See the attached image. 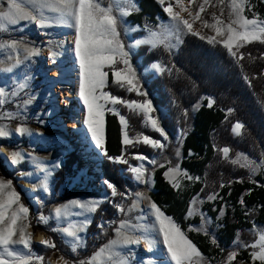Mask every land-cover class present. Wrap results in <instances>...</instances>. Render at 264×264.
Instances as JSON below:
<instances>
[{"label": "snow or ice", "instance_id": "snow-or-ice-1", "mask_svg": "<svg viewBox=\"0 0 264 264\" xmlns=\"http://www.w3.org/2000/svg\"><path fill=\"white\" fill-rule=\"evenodd\" d=\"M157 2L163 6V11L170 18V23L161 26L158 30L146 27L147 36L135 41L134 45L129 46H126L121 41L119 28L123 23V18L130 15L133 10H137L132 0H107V3H105V0H3V3H0V32H7L21 22L34 23L42 29L57 24L67 26L73 30V51L78 65L79 77L78 94L86 109L83 123L87 126L88 133H90V143L103 156L115 163L128 164V160L125 159L123 151L120 156L112 157L108 155L105 148L104 114L106 104H111L113 107L107 110L119 117L122 133L121 143L125 150L128 147H134L136 143L142 142L152 148L163 151L166 143L142 133L137 134L135 137H130L128 134V121L115 107L118 104L124 105L130 112L142 113L145 126L159 133L163 141L168 140L165 130L161 127L159 118L152 115L155 109L150 100L145 99L142 102L136 100L128 101L104 91L108 86L109 72H111L112 83L117 87L126 88L128 92L135 91L140 96L147 95L141 89L136 69L131 62L133 47L147 45L151 49H155L162 46L165 50L170 51L181 42L180 35L186 30L188 33L198 36L201 40H207L210 45H222L239 65L240 61L244 59L243 53H240L239 56L237 55L241 47L254 41L264 44V19H260L255 13H253L252 18L244 15L247 0H230L227 5L229 8L227 22L221 19L224 16L225 0H216V3L221 6L220 15L217 16L215 12L211 14L213 23L201 18V13L206 11V6L210 4V0H203V3L198 5L195 15L185 6L184 0H175L179 11L173 10L172 3L164 6L166 0H157ZM194 2L195 0H188L189 5ZM249 11H251V6H249ZM183 12H187L193 22L200 20L203 27L213 29L215 36L205 37L199 31L194 30L193 23L181 15ZM138 29L139 26L134 30ZM217 37H222V39H217ZM49 44L59 47L53 40H49ZM5 48L15 53L14 57L12 55L8 56V60H14L13 63L5 68V71L9 72L19 67L22 63L21 53H23V60L25 61L32 60L40 55L39 48L29 46L23 41L0 42V49ZM58 55H60L58 51L53 50V48L49 49V56L53 62H55ZM248 57L255 59L251 56V53L248 54ZM260 59H264V54H261ZM118 65H122V67H118ZM152 67L159 73H163L166 70L159 63L154 64ZM261 75H264V73H261ZM255 78L253 77V79ZM244 79L251 87L252 84L249 77L245 75ZM26 86V83L19 85L21 90ZM7 95L5 90L0 88V106L6 103L5 97ZM11 95L16 96L18 93L13 92ZM24 103L25 105L31 103V99L26 100ZM213 103L214 101L209 98L208 107H212ZM233 111L234 109L227 110L228 113ZM184 115H187L186 111ZM15 116L16 114L13 113H0V119L11 120ZM243 128L244 125L237 121L233 125L232 131L236 135H240ZM15 132L21 136L31 134L30 130L23 125L17 126ZM11 135L12 132L8 126L0 124V138L6 139ZM3 151L4 146L0 145V153ZM219 151L223 153L225 159L228 158L230 152L228 147H223ZM133 155L139 161L147 160L150 164H157L156 160H150L142 154L136 153ZM179 155L178 149L177 156ZM189 155H192V153L190 152ZM7 159L11 161L12 165H20L25 160V154L18 150H12L8 152ZM31 159L39 172L43 173L39 187L48 192L49 177L52 175V169L60 167L59 162L50 168L37 157H32ZM241 159H243V162H241ZM230 162L249 169L253 175L264 165V161L257 163L243 154H237V158ZM160 167H164V165H160ZM128 171L134 175L136 181L144 184L150 183V178L146 177L148 170L143 163L138 166L129 165ZM20 175L23 177L31 174L21 172ZM164 175L169 178L174 188L181 186L179 181L176 180L177 175H183L189 180L200 179L199 177L188 175L186 171L180 169L179 165L168 168ZM103 183L110 190L113 197L119 195L122 198H126V194L120 192L111 181L105 179ZM224 186L221 183L220 187L223 188ZM134 195L136 199L133 200L132 207H136L142 200H149V209L154 216V222L151 226L132 224L128 220H121L119 225L113 229L115 237L100 246L90 257L78 261H68L62 256L60 259L63 264H128V258L123 255L121 249L129 245L143 243L147 250L151 252L157 243L155 238H150V233L153 232L162 237L168 264H205L203 254L172 217L167 216L145 193L137 192ZM217 196L218 193H213L209 195L208 199L213 200ZM196 202V199L193 198L192 204ZM239 202L244 205L243 196ZM100 203L102 201L74 200L68 204L56 207L49 216L40 213L36 218V222L37 224L47 225L50 220H55L57 226L49 230L52 232L59 231L62 235L70 237L72 251L76 252L82 246L79 233L84 230V226L70 222V216L95 213ZM115 207L121 213L125 211L122 205L117 204ZM193 214H195V210L190 207L188 215L191 216ZM220 214H224L223 209L220 210ZM245 214L247 215L248 213L246 212ZM200 215L203 222L200 228L190 227L189 231H201L207 235V229L204 225L208 221L202 213ZM31 226L29 209L20 203V195L15 191L12 182L0 179V264H44L45 257L37 255L33 251V234L29 231ZM99 227L103 229L104 225ZM253 229L258 232V239L251 244L243 245V247L252 249L250 258L253 262L260 261V264H264V230L257 229L256 225H253ZM137 232L140 235H136L135 233ZM38 243L46 249L56 248L55 241L50 238L41 237ZM212 243L216 244L215 238L212 239ZM234 243H240L239 234H237V240ZM237 254L235 250L230 251L227 254L226 261H222V264H232Z\"/></svg>", "mask_w": 264, "mask_h": 264}, {"label": "rangeland", "instance_id": "rangeland-1", "mask_svg": "<svg viewBox=\"0 0 264 264\" xmlns=\"http://www.w3.org/2000/svg\"><path fill=\"white\" fill-rule=\"evenodd\" d=\"M132 2L135 6H137L135 0H132ZM229 2L230 0H225L224 16L221 17V19H224L225 22H227L228 19L229 8L227 7V5L229 4ZM0 3H3V0H0ZM105 3H107V0H105ZM168 3L173 4L174 11H179V8L175 4V0H166V4L164 6H167ZM184 3L185 6L188 7L190 11H192L193 15H195V12L198 10V5L203 3V0H195V2L191 5L188 4V0H184ZM249 6H251V11H249ZM161 7L163 9V6ZM220 7L221 6L216 3V0H210V4L206 6V11L201 13V18L203 20H208L209 23H213L211 14L215 12L217 16H219ZM253 13H255L260 19H264V0H247V5L245 7L244 15L247 16L248 18H252ZM165 14L167 15V13ZM181 15L185 19H189V21L193 23V29L199 31L205 37L215 36V31L211 28L203 27L200 20H196L195 22H193L192 19L188 16L187 12H183L181 13ZM169 23L170 20L166 22H159L157 25L152 27L147 24L134 23L129 19V15H127L123 18V23L121 24V26L124 28L126 34L131 36V41L129 45H134L135 41L143 39L147 36L148 33L146 31V27L151 28L152 30H158L161 26L168 25ZM137 26H139V29L134 30L137 29ZM187 33L188 32L185 30L184 33L180 35L181 42L176 47H174L175 51L177 52L180 51L182 46V39H183L182 37L185 36ZM73 36H74L73 30L64 25L53 24V26L51 27L42 29L39 28L36 24L28 23V22H21L20 24H18L17 26H15L14 28H12L7 32H0V42L7 43L8 41L11 40L23 41L24 43H27L29 46L37 47L40 49V55L28 61L23 60V53H21L20 58L22 60V63L20 64L19 67H17L11 72L5 71V68L9 64L14 62V60L11 61L8 60V56L12 55L14 57L15 53L11 52L6 48L0 49V88H3L5 92L8 94L5 97L6 103L3 106H0V113L16 114L15 118L11 120L0 119V124L7 125L10 131L12 132V135L9 138L6 139L0 138V139L6 141V145L3 146L6 147L8 151L18 150L25 154V160L20 165H10L7 164L5 158L0 153V179L12 182V186L14 187L15 191L20 195V203H22L24 206H26L29 209V219L32 222V226L30 227L29 231H31L33 234L32 235L33 251L37 255L43 256L44 250H47L44 246L38 243L39 240L37 239V236L41 232L45 235L46 239L50 238L55 241L56 248L50 249L51 251L46 258V264H51V259H55L58 261V263L63 264V261L60 259V257L62 256L64 257L65 260L68 261H78L90 257L94 252H96L99 249L100 246H102L103 244L107 243V241L115 237V233L113 229L119 225L121 220H128L132 224L151 226L154 222V216L151 214L149 209V200L140 201V203L137 204L136 207H132V203L133 200L136 199L134 194L137 192L145 193L146 196L150 197L152 202H155L152 196L153 193L157 191L155 188L156 180H155L154 172L157 168L160 167V165H164V173L167 171L168 168L179 165L180 169L186 171L188 175L192 177L200 178L199 180H189L183 175H177L176 180L179 181L181 186L179 188H174V189L182 192L183 194L184 193L188 194L191 192L194 193L196 187L200 184L203 185L205 182L204 175L194 173L191 170H189V168H186L182 164H180L181 159H184V161L192 162V161H198L203 157L198 156L192 150H190L185 155L182 154L181 140L184 137L185 133L177 124L178 128L175 132V138H174L175 147H172V149L168 150L166 154H165V150L168 149L166 147L163 150L164 152L159 149L153 148L155 151H157L156 154H152V155L142 154L143 156L148 157L150 160H156L157 161L156 165L148 163L147 160L139 161L134 158L133 154H128V153H126V155H129L134 160H131L128 156H124L125 159L128 160V164H122V166L120 167L121 164L116 163L118 167H120V171L121 173H123V179L125 180V186H124L125 190L124 191H121L119 189L118 190L120 192L125 193L126 198H122L121 196L117 195L115 196L116 199L115 201H119L118 203L119 205H121L122 203V206L124 203H126V206L125 207L123 206L125 211L121 213L120 211H118V209H116V213L114 214V216L116 215L117 219L114 221V224L113 223L108 224L106 222L100 223V225H104V227L107 228L101 230L98 233L99 235L102 236L101 240L103 242L92 254L88 256H82V253L86 248V244L89 236L88 229L94 219L96 212L86 213L85 215L70 216V222L84 226V230L79 233L82 240V246L79 247L76 252L72 251V247L70 244L71 241L70 237H66L65 235H62L59 231L52 232L49 230L57 226V222L55 220H50L47 225L37 224L36 218L40 213H43L45 216H49L50 214H52L53 210L56 207L68 204L71 201L74 200L102 201V203H100L98 207L99 209L102 206V204H104L106 201H108L110 198L113 197L111 195L110 190L107 189L106 185L103 183V181L106 179L103 171V163L105 160V156H103L98 150H96L94 146L90 143V133H88L87 126L83 123L84 118L86 116V110L78 94L79 92L78 65L75 59V53L73 51V42H71ZM195 37L201 40L198 36ZM217 39H222V37H217ZM49 40L55 41L59 45V47H54L53 45H50ZM121 41L123 42L122 39ZM201 41L207 43V40H201ZM123 43L125 44V42ZM173 43H175V41H173ZM143 46L147 47V52H158L160 55H161L160 52H162V54L164 52L162 50L163 48L162 46L157 47L155 49H151L147 45L133 47L132 49L133 56L137 57L138 55L137 62L142 67L143 74L146 78H148L149 80L154 79L157 77H161L165 72L169 70L172 71L173 64L172 62H170V59L168 57H165L164 55H162L161 58L150 62H146L144 60V56H139V49ZM50 48H53V50L58 51L60 53V55L56 57L55 62H53L49 56ZM210 56L218 57L217 55L214 54ZM229 58H230V63L228 61L221 62L220 60H218V63L212 65L213 69L211 72L216 73L218 70L220 71V69L223 71L230 66L235 67L238 65L233 57L229 55ZM156 63L161 64L166 70L163 73L157 72L152 67ZM119 67H122V65H119ZM244 76L245 74L240 71L239 78L245 83H247L244 79ZM22 83H26L27 85L23 90H21L19 87V85ZM68 91L71 93V95L67 94ZM104 91L110 92L107 87L104 89ZM13 92H17L18 95L12 96L11 93ZM209 98H211L214 101L212 107L217 106L215 97L210 95L208 97V100ZM29 99H31V103L25 105L24 102ZM65 100H68L69 102L65 104L66 106L63 104ZM131 100H136L141 102L143 101L139 99H129L128 101ZM121 106L124 105L121 104L115 105L119 113L126 117L129 127V120L127 116L122 113ZM111 107H113L111 104L105 105L106 108L105 114L106 112H111L107 110L110 109ZM126 109L129 110L127 107ZM226 113L229 115L232 112L228 113L226 111ZM257 113L259 119H261V121L264 123V103H259L257 107ZM71 114L72 115L78 114L79 116H82V118L78 121V124L81 125V128L79 129L77 128L78 130L77 132H73L74 127L67 126L66 123L67 121L65 118L71 116ZM105 114H104V137H105ZM135 114L141 117V124L144 130L153 131L150 127L145 126L143 122L142 113L141 114L135 113ZM152 115L156 117L154 115V112L152 113ZM178 122L179 119H177V123ZM239 122L244 125L242 121ZM20 125L27 127L30 130L31 134H25L22 136L17 134L15 132V129L17 126ZM244 129L245 128L241 129L240 135H236L235 133H233V131L232 133L235 137H238L241 140H243L245 135ZM141 133L148 135L145 132L139 131L136 132L135 136ZM128 134H129V130H128ZM166 134L168 136L167 141H163V138L160 137L159 133H158L159 135L158 138H154L152 136L150 137L154 139L162 140V142L166 143L167 146L169 143L170 135L168 132H166ZM129 136L135 137L132 136L131 134H129ZM210 141L212 142L213 147L215 145L214 148L216 149L217 146L215 143V132L213 131L211 133ZM140 144L146 145L142 142L136 143L135 145L138 146ZM178 149L180 153L179 156H177ZM126 150L124 149L123 152H125ZM71 152H77L79 154H83L84 157L87 159H83L84 162L82 163L84 165L83 169L80 172H78V174L75 177H73L70 181L60 185V188L56 190L57 189L56 187L59 186V182H58L59 178H57L55 175L58 172V170L64 165L66 156ZM190 152L192 153V155H189ZM237 154L246 155L250 160H255L257 163L264 161V151H260V153L258 154H254L253 152L247 153L240 151ZM237 154L234 157H231L229 152V156L227 159H229L230 161L236 159ZM159 155H160L161 164H159L158 161ZM32 157L39 158L50 168L52 167V165H54L57 162H59L60 164V167L52 169V175L49 177V181H48V185H49L48 192H45L41 187H39V184L43 177V173L39 172V170L34 166L31 159ZM93 161H95L94 166H93ZM97 161L99 164H97ZM241 162H243V159H241ZM141 163H143L144 167L147 168L148 170V172L146 173V177L150 178L149 184H144L136 181L134 175L128 171L129 165L138 166ZM96 165L98 166L96 167ZM235 166L240 167L239 164H235ZM1 167H5L7 171L14 173V176L16 177L15 182L12 180V178H9V176L6 175L5 170H3ZM244 169L247 170L249 174V178L252 181H255V185L257 187H261L264 189V165H262L261 168L257 170L254 175L250 173L249 169L247 168ZM21 172L30 173L31 175L22 177L20 175ZM90 173L94 175V178ZM95 173L100 174L101 177L100 176L97 177ZM165 179L172 185L169 178L165 177ZM26 181L31 184L32 194L35 197V199H32L30 193L28 192V188L25 186ZM94 183L97 188L94 187ZM72 188L73 189L85 188L86 190L76 193L72 196H69L68 198L60 202L52 203L54 201L53 199L54 196L56 197L61 196L63 192L67 190L69 191ZM213 193H217V192L216 191L210 192L205 196L196 195L194 197L197 201L195 204H192L193 199L191 200L190 207H192L195 210V214L188 216L190 219H194L195 216H198L200 224L195 225L193 222H191V220H189V227L200 228L201 224L203 223L200 215L202 213L203 216L208 221V223L204 225L208 233L207 235H205L207 237V241H212V239L215 238L216 243H218L220 238V233L218 232L217 229L219 227L220 219H217L214 215L219 214L221 216L220 211L218 212L221 201H223V204L229 202V205L231 207H234V205L231 199L224 198L220 195H218L216 199L209 200L208 199L209 195ZM156 205L160 207V209L167 216L172 217L174 221L180 226V224L177 222L174 216L169 215L164 210V207L159 206L157 203ZM40 207L43 208V211L40 210ZM213 211L216 212L213 213ZM254 211L256 214L260 213L259 212L260 210L258 211L257 209H254ZM254 225H256L257 229L264 230V223L259 224L255 222ZM34 227H36V229H34ZM109 227H110V231H109ZM181 230L184 231L182 228ZM200 233L204 235V232H200ZM135 234L140 235L139 232ZM150 238H155L157 240V243L151 252L147 250V248L143 243L139 245H129L121 249L123 255L128 258V264H168L167 257L165 255V250L162 244V237H159L156 233L153 232L150 233ZM256 239H258V232L252 228L250 233L248 235H245V238L243 239L239 238L240 241L239 244L234 243V241H236L237 239L234 241L232 240V242L228 243L227 254L230 251H234V250L237 251V253H239L242 249H249L252 251L251 248H245L243 247V245L251 244ZM227 254L223 261H226ZM205 264H222V261L213 263L212 260L205 258ZM240 264H249V263L246 261H242L240 262Z\"/></svg>", "mask_w": 264, "mask_h": 264}, {"label": "trees", "instance_id": "trees-1", "mask_svg": "<svg viewBox=\"0 0 264 264\" xmlns=\"http://www.w3.org/2000/svg\"><path fill=\"white\" fill-rule=\"evenodd\" d=\"M135 1L137 10L132 11L129 15L132 22L153 27L159 22L170 20L156 0ZM119 30L120 38L126 46H129L131 36L126 34L121 25ZM182 38V46L179 52L175 51L174 48L168 51L161 47L164 53L160 52V55L158 52H147L145 46L139 49V56H144L146 62L157 60L162 55L170 59L173 69L165 72L161 77L150 80L146 78L142 67L137 62L138 55L134 57L132 53L131 62L136 69L139 84L142 91L147 94L146 96L128 92L126 89L114 85L111 72H109L107 88L113 95L126 100H151L155 109L154 115L159 118L162 128L170 135L169 143L166 146L168 149L165 150V154L172 147H175V132L179 126L185 133L181 140L182 154L185 155L192 150L198 156L203 157L198 161L189 162L184 161V159L180 161V164L189 168L192 172L205 176L204 184L198 185L194 193L183 194L175 190L165 179L164 167H159L154 172L157 191L152 196L159 206L164 207L169 215L174 216L187 236L198 246L203 257L215 263L224 260L228 252V243L236 240L237 234H239V238L243 239L245 235L250 233L255 222L264 223V189L253 183L246 169L233 165L219 151L223 147H229L231 157H234L240 151L253 152L254 154L264 151V123L259 119L257 113L259 103H264V75H261V73H264V59H260L261 54H264V44L258 41L245 44L237 54L238 56L240 53L244 54V59L240 61L239 65L230 66L223 70L224 72L220 69V71L212 73V65L218 63V60L230 63L227 50L219 44L214 46L205 43L190 33ZM249 53L255 59H250L248 57ZM213 54L218 57H211L210 55ZM240 71L249 77L251 87L239 78ZM253 77L256 78L253 79ZM210 95L215 97L217 106L208 107L207 103ZM228 109H234V111L228 115L226 113ZM121 111L129 120V134L135 136L136 132L140 131L154 138L159 137L158 133L142 128L140 116L130 112L124 106H121ZM185 111L187 112L186 116L184 115ZM177 119H179L178 123ZM237 121H242L245 125L243 140L235 137L232 133V127ZM212 131L215 132L216 149L210 141ZM121 140L122 133L118 116L112 112H106L105 148L109 156L117 157L121 155L125 149ZM0 145H6V141L0 139ZM156 152L153 148L140 144L129 147L124 152V156L134 160L126 153L152 155ZM83 157V154L77 152H71L66 156L64 165L55 175L59 178V186L56 187V190L83 169ZM158 161L161 164L160 155ZM120 167L105 157L103 163L105 178L114 183L119 190L124 191L125 180ZM1 168L15 182L14 173L7 171L5 167ZM90 174L94 178V175ZM221 183L225 185L223 188L220 187ZM94 187H96L95 183ZM85 190V188H72L63 192L61 196H54L52 203L60 202ZM215 191L218 195L231 199L234 207H231L229 202L225 204H223V201L220 202L218 212L222 208L224 214L221 216L219 214L214 215L217 219H220L217 229L220 238L218 243L213 244L212 241H207V237L205 234L200 233L201 231H189V220L195 225L200 224V221L198 216L190 219L188 210L191 200L196 195L205 196ZM242 196L245 201L244 205L239 202ZM115 200V197L110 198L96 211L88 229L89 236L82 256L92 254L102 244V236L98 233L107 227L101 229L99 227L100 223L114 224L117 219L114 214L117 209L115 205L119 201ZM123 206L125 207L126 203ZM254 209L260 210V213L256 214ZM40 210L43 211V208L40 207ZM215 212L213 211V213ZM50 251V249L44 250V264H46V258ZM250 252L249 249H242L232 264H240L242 261L249 264H260V261L253 262L251 260Z\"/></svg>", "mask_w": 264, "mask_h": 264}, {"label": "bare ground", "instance_id": "bare-ground-1", "mask_svg": "<svg viewBox=\"0 0 264 264\" xmlns=\"http://www.w3.org/2000/svg\"><path fill=\"white\" fill-rule=\"evenodd\" d=\"M71 42H73V37H72V41H71ZM55 74H56V73H55ZM67 94H68V95H71V93H70L69 91H68ZM67 103H69L68 100H65V102H63L64 105L67 104ZM81 118H82V116H79L78 114H77V115H72V114H71V116L65 118L66 121H67V122H66V123H67V126H72V127H74L73 132H77V131H78L77 128H78V129L81 128V125L78 124V121H79ZM75 128H76V129H75ZM8 152H9L8 149H7L6 147H4V151H3L1 154H2V156L5 158L7 164L12 165V164H11V161H10L9 159H7ZM25 186L28 188V192L30 193L32 199H35V197H34L33 194H32V189H31L32 186H31V184H30L29 182L26 181V182H25ZM41 237H44V238L46 239L45 235H44L42 232L38 234L37 239L40 240ZM51 264H60V263H58V261L55 260V259H51Z\"/></svg>", "mask_w": 264, "mask_h": 264}, {"label": "built area", "instance_id": "built-area-1", "mask_svg": "<svg viewBox=\"0 0 264 264\" xmlns=\"http://www.w3.org/2000/svg\"><path fill=\"white\" fill-rule=\"evenodd\" d=\"M65 106H66V105H65ZM83 159H87V158L83 157ZM83 159H82V160H83ZM83 163H84V162H83ZM94 163H95V161H93V166H94ZM97 164H99L98 161H97ZM97 166H98V165H96V167H97ZM95 175H97V177L100 176V174H97V173H95ZM100 177H101V176H100Z\"/></svg>", "mask_w": 264, "mask_h": 264}, {"label": "crops", "instance_id": "crops-1", "mask_svg": "<svg viewBox=\"0 0 264 264\" xmlns=\"http://www.w3.org/2000/svg\"><path fill=\"white\" fill-rule=\"evenodd\" d=\"M86 110V109H85ZM105 142V141H104Z\"/></svg>", "mask_w": 264, "mask_h": 264}]
</instances>
